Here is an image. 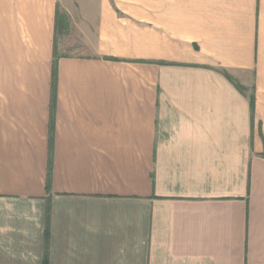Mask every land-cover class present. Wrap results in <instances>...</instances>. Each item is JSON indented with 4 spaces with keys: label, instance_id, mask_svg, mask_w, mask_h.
<instances>
[{
    "label": "crops",
    "instance_id": "crops-1",
    "mask_svg": "<svg viewBox=\"0 0 264 264\" xmlns=\"http://www.w3.org/2000/svg\"><path fill=\"white\" fill-rule=\"evenodd\" d=\"M0 264H264V0H0Z\"/></svg>",
    "mask_w": 264,
    "mask_h": 264
},
{
    "label": "trees",
    "instance_id": "trees-1",
    "mask_svg": "<svg viewBox=\"0 0 264 264\" xmlns=\"http://www.w3.org/2000/svg\"><path fill=\"white\" fill-rule=\"evenodd\" d=\"M225 77H226L231 83H233V85L237 88V90H239L241 93H244V87H243L242 85H240V84L237 83V82H234V81L232 80V78H231L230 76H228L227 74H225ZM249 103H250L251 109H252V111H253V109H254V96H253V95H251V96L249 97ZM45 190H46V191L49 190V184H48V181H47V183H46ZM47 212H48V209L46 210V213H47ZM47 237H48V233L45 232V238H47Z\"/></svg>",
    "mask_w": 264,
    "mask_h": 264
},
{
    "label": "rangeland",
    "instance_id": "rangeland-1",
    "mask_svg": "<svg viewBox=\"0 0 264 264\" xmlns=\"http://www.w3.org/2000/svg\"><path fill=\"white\" fill-rule=\"evenodd\" d=\"M75 31V30H74ZM61 33H66V31H63ZM78 32L76 31L75 34H77ZM67 52H69L70 50H66Z\"/></svg>",
    "mask_w": 264,
    "mask_h": 264
}]
</instances>
